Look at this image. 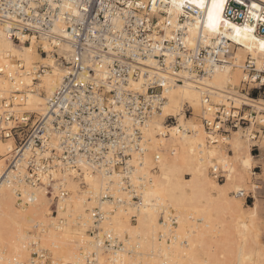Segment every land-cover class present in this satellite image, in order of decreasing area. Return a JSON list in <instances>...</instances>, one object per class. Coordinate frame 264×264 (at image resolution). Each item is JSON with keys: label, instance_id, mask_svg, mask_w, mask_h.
Instances as JSON below:
<instances>
[{"label": "snow or ice", "instance_id": "snow-or-ice-1", "mask_svg": "<svg viewBox=\"0 0 264 264\" xmlns=\"http://www.w3.org/2000/svg\"><path fill=\"white\" fill-rule=\"evenodd\" d=\"M171 4L172 9L169 11L179 12L185 6L192 8L195 27L197 29L203 27L206 33L209 31L218 33L221 28L231 30L234 35L230 38L253 53L251 66L259 69L258 74H244L246 66L240 64V58L237 56L234 69L238 75L225 79L220 84L222 89L231 85V91L226 99L220 101L221 104L227 103L228 107L223 110L227 115H221L220 109L213 111L212 108H208L207 112L211 115L207 120H205L203 111L199 114L193 112L189 118V108L185 103L189 97L184 89H180L179 94L173 89L170 94L165 84L163 97L159 95L149 97L148 101L151 105L149 116L141 121L135 118L134 113L131 121L135 127L140 128L144 139L138 138V145L132 146L133 154H136L137 146L140 148L139 153L136 154L140 159L135 164L136 171L132 170L133 159L127 161L126 175L131 180V187L123 195L109 192L108 181L112 178L109 173L114 171L116 160V154L113 152L108 153L105 161L106 164L112 166L111 168L100 169L98 165L90 163L87 158L74 161L71 156L61 157L56 161L62 170L59 175L56 167L51 163L39 166L38 174L33 173L38 183L24 192L25 203L35 204L36 207L30 215H25L15 222V231L11 234L10 240L6 241L11 244L14 254V259L9 261V264H135L128 258V243L133 234L140 235L139 229L142 227L149 229V234L154 236L157 243L163 241L166 250H176L178 256H189L191 253L190 259H177L170 261L169 264H213L202 251L207 248V237L198 233V227L203 219L195 214L199 211L198 209L188 207L187 199L182 203H177L174 199L170 202L166 191L136 190L137 186L145 182L152 187L154 177L148 171H143V168L148 167L147 140L156 131H159L161 136L167 131L175 134L181 125L194 126L198 132L203 130V139L197 140L196 144L207 147L210 143L211 148L208 151H202L198 163L202 174L206 172L212 181L211 186L228 190L233 174L237 167L242 165L241 171L245 176H251L255 180V183L251 184L249 196L257 198V207H259V201L264 200V98H261L258 104L249 98L252 94L250 89L257 82L260 90L264 92V79H261L264 77V35L257 36L255 34L257 25L251 23L253 20L257 21L260 31L264 33V3L261 0H239V4L247 10L242 25L232 23L222 15L225 10V0H210V4L206 3V0H180V2L171 0ZM153 6H155V0H153ZM63 7L72 9L73 5L65 3ZM11 28V24L6 25L8 30L5 32L6 37L10 34ZM191 30L190 27L189 31ZM223 34L225 33H221ZM29 39L35 45V37L20 35V45L8 42L6 49L0 48V89H8V103H11L10 97L13 89L31 93L33 73L39 70L40 64L47 65L49 62L44 60L42 55L34 51L32 47L24 46V42ZM249 41L252 42L251 45ZM257 48L262 57L259 60L255 55ZM45 50H47V45H45ZM216 71L219 73L220 69ZM228 71L231 73L233 68H229ZM39 86L43 87L42 84ZM130 87L143 91V83L131 84ZM3 97L4 92L0 91V99ZM19 102L20 97L18 96L17 103ZM27 102L32 103L31 94L27 95ZM200 103L207 106L208 101L202 100ZM192 108H195V102L192 103ZM168 121L175 123L176 127L165 128ZM228 121H231V126L227 127L225 133ZM236 121L247 123L248 127L241 128ZM127 126L128 116L125 113V127ZM75 130L73 128V131ZM129 135H134V133L130 132ZM45 155L50 156L47 151ZM64 160L68 162L66 172L63 171ZM37 163L39 165V161ZM74 164L83 169V172H78ZM221 166H223V176L220 175ZM253 167H255V172L252 171ZM92 169L102 171L103 178L100 175H92ZM124 175V169L121 168V176L117 179H122ZM78 176H82L80 181L72 179ZM141 176L146 177L147 180L141 179ZM70 182L78 198H67ZM119 187L123 189L125 185L121 183ZM81 192L82 196H80ZM236 193L240 198L245 195L242 188H237ZM113 195L118 198L109 204V198ZM133 196H142L143 202L133 205L131 203ZM213 198H215V192ZM17 199L20 197L18 196ZM125 199L129 201L126 211ZM251 202L249 200V204ZM66 205L67 212L65 211ZM85 205H90L92 210L89 211L84 207ZM19 207L22 212H27L23 205ZM97 207L101 208L102 215L99 219L103 221L102 223H97L98 214L95 211ZM117 208L120 209L119 213L113 215ZM134 208L135 211H133ZM239 208L243 210V203ZM249 212L255 220L256 210L250 208ZM61 220L65 221L63 226L59 223ZM73 220H75L74 230L71 227ZM161 233H163L162 236ZM194 237H198L200 242H194ZM169 240L171 244L168 243ZM262 240H264V234L255 237V242L261 248L260 264H264ZM118 242H122L125 247L119 248ZM246 246L247 237L243 241V247ZM69 250H71V259L68 258ZM105 252L111 255V260L102 258ZM0 264H4V261L0 260ZM233 264H254V262L242 250Z\"/></svg>", "mask_w": 264, "mask_h": 264}, {"label": "built area", "instance_id": "built-area-1", "mask_svg": "<svg viewBox=\"0 0 264 264\" xmlns=\"http://www.w3.org/2000/svg\"><path fill=\"white\" fill-rule=\"evenodd\" d=\"M65 3H71L73 8L63 7ZM246 13L239 0H225L222 15L230 22L242 25ZM193 16L192 8L185 6L172 21L169 3L164 0H155V6L153 0H0V25L5 32L8 31L6 25H12L8 37L17 44H20V35L35 37L40 42L37 50L41 55L51 53L67 67L42 115L14 109L17 97L22 104L27 91L13 89L11 103H8L9 95L4 94L0 99V142L11 139L13 145L8 153L0 152V159L9 156L0 171V184L24 181L35 185L38 182L33 173L38 174L39 166L50 163L59 175L62 170L56 161L67 156L74 161L87 158L100 169L111 168L105 161L108 153L113 152L116 154L114 171L121 173V168L124 169L122 183L128 192L131 180L126 175L127 161L140 151L137 146L136 154L132 153V146L138 145V138L144 139L140 128L131 123L133 115L135 113V118L143 121L151 111L148 98L163 97L165 89L164 82L153 73L156 68L144 62L153 58L161 69L172 71L176 78L185 74L194 79L210 76L216 69L232 62L236 42L224 34L210 38L201 29L192 37L189 28L194 23ZM251 23L257 25L256 35H264L257 21ZM168 30L170 35H167ZM31 41L29 39L24 44ZM44 42L54 49L45 50ZM65 43L71 48L67 55L59 52ZM251 65L252 56L248 55L243 62L246 66L244 74L257 75L259 69ZM49 69V65L40 64L39 70L33 73L34 82H38ZM140 77L146 79L143 83L147 87L146 93L126 88L130 79ZM253 88L260 89L258 82ZM202 100L208 101L207 106L202 105L205 120L211 115L208 108L220 109L221 115H227L223 111L228 107L227 103L212 100L206 92ZM188 108L192 114V109ZM236 122L241 128L248 127L247 123ZM172 124L175 123L168 121L166 128H171ZM230 126L231 121H228L225 133ZM130 132L134 135H129ZM170 134L171 131H167L163 137ZM157 136H161L159 132ZM149 142L150 139L147 148ZM46 151L50 156L45 155ZM159 156L154 155L155 162L159 160L155 157ZM63 163L66 172L68 162L64 160ZM135 169L133 163L132 170ZM10 171L16 172L11 178ZM77 171L82 173L83 169L77 167ZM91 171L102 173L96 169ZM220 175L223 176L222 166ZM143 188L144 184H140L136 190L143 191ZM17 193L20 192L17 190ZM116 199L114 195L109 198L110 201ZM142 201V196L132 197L134 204ZM95 211L97 223H100L101 208L97 207ZM118 247L124 248L125 245L118 242Z\"/></svg>", "mask_w": 264, "mask_h": 264}, {"label": "bare ground", "instance_id": "bare-ground-1", "mask_svg": "<svg viewBox=\"0 0 264 264\" xmlns=\"http://www.w3.org/2000/svg\"><path fill=\"white\" fill-rule=\"evenodd\" d=\"M169 3V10L172 9L171 0H164ZM180 2V0H178ZM206 3L210 4V0H206ZM183 10V9H182ZM181 10V11H182ZM175 10H171L172 17L170 18L174 21L179 13ZM234 23V22H232ZM237 24V23H236ZM59 25V24H58ZM239 25V24H238ZM191 36L194 37L198 31L195 27V23L191 26ZM204 34H208L210 38L217 37L221 33H225L224 35L228 38L234 33L231 30H226L221 28L218 33L212 32H205L204 28H200ZM167 35H170L169 30L167 31ZM258 36V35H257ZM231 39V38H230ZM193 40V39H192ZM233 40V39H231ZM236 42V49L232 54V62L229 64H225L223 67L218 68L220 72L217 73L215 71L210 76L205 78H192L187 75H181V78H176L172 71L161 69L156 61L152 58L144 63L149 65L150 67H155L153 69V73H155L164 85L167 84L170 94L172 90L175 89L176 93L179 94L180 89H184L185 93L188 95L189 100H186L185 103L189 104L192 108V103L195 102V108L193 112L199 114L202 111V97L204 92L209 93L212 100L214 101H221L226 99L227 94L231 91V85H227L224 89L220 87L222 81L228 78H234L238 75V73L234 69V65L236 63V58L239 56L240 64L243 65L244 60L247 58L248 55L253 57V53L248 51L243 47L242 44ZM8 42H11L13 45H20L15 43L12 39H10L7 35L5 36V30L0 25V48L6 49ZM40 42L36 40L35 45H33L32 41L30 44H24L25 47H32L34 51L37 50V46ZM193 44V42L191 41ZM251 45V41L248 42ZM47 45V51H51L54 48L50 46L47 42L43 43V47L45 48ZM71 50L70 46L65 43L60 46L59 52H64V55H67V52ZM257 59H262L259 50L257 48L255 53ZM44 60L49 61L47 65L50 66V69L46 72V74L40 76V80L38 82L33 81L32 92L28 93L32 95V103L29 104L27 102V97L22 104L16 103L14 109L17 111H31L38 114H44L47 108V100L49 96L55 91V89L60 84L63 75L67 72L66 64L63 62H58L53 54L48 53L47 56H43ZM233 68V71L229 73L228 69ZM43 77V78H42ZM146 79L144 77L140 78H132L130 79L128 85H126L127 89L132 90L133 92H140L146 93L147 87L143 84V91H140L138 88L130 87L131 84L140 85L141 83H145ZM43 85L40 87L39 85ZM165 90V89H164ZM3 91L4 94L8 95V89H0ZM27 94V95H28ZM255 103H259L261 98H251ZM258 111V109H257ZM191 118V117H189ZM172 127H176V124H172ZM171 127V128H172ZM188 127L181 125L179 130L173 134L171 132L170 136L163 137L157 136L159 131H156L154 135L150 136V142L148 144V151H147V168H143V171H148L152 177H154L152 181V187L149 186L147 182L142 183L144 184L143 191H152V190H159V191H166L171 199H174L177 203H182L185 199L188 200V207L198 209L199 211L195 214L201 216L203 219L198 227V233L206 235V237H210L212 235L221 232H227L225 228L224 221H222L221 217L217 216V200L213 198L212 191H215L219 194V198L222 201H225L226 193L225 190L222 188H213L212 181L208 178L207 173L204 172L202 174L200 170V165L198 163V158L202 154V151H208L211 148V144L209 143L207 147L204 145H197L196 141L203 139V130L196 131L194 126ZM166 128V125H165ZM183 128L184 131H180ZM191 128V129H190ZM236 131V130H233ZM12 140L8 139L6 141L0 142V152L2 154L8 153L10 149L13 147ZM159 154L160 158L157 162L154 161V155ZM9 156L3 157L0 159V171L3 169L5 160ZM138 161V156L134 155L133 163L136 164ZM157 167L155 171L153 169ZM223 167V166H222ZM136 171V169L134 170ZM184 171H188L191 178H184L182 173ZM15 171H10V178L15 175ZM92 175H100L103 178V173L100 172H93L91 171ZM112 178L109 179V192L110 193H117L118 195H123L126 193L125 189H121L119 185L123 182V178L118 180L117 177L121 176V173L118 171H114L109 174ZM75 181H80L81 177L72 178ZM141 179L147 180L146 177L141 176ZM232 182L238 184L240 188L244 189L247 186L248 181L241 178L239 179L237 176L233 175ZM31 184L26 183L24 181H17L16 184L11 181V183H1L0 184V260L4 261V264H9V261L14 259L13 249L10 243H6V241L10 240L11 234L15 231V222L22 218L25 215H30L32 210L36 207L35 204H26L24 192L25 190H30ZM69 191L70 194L67 197L68 199L78 198L75 192V189L72 187L70 182L69 184ZM17 190L20 193H17ZM103 191V188H101ZM35 195V193H33ZM83 193H80L82 196ZM20 199H17V197ZM116 198L118 196L114 195ZM221 201V202H222ZM229 201V200H228ZM232 201V200H231ZM230 201L231 205H238L240 202L238 200ZM112 201L109 200V204ZM143 202V201H142ZM141 202V203H142ZM131 203L134 204L132 201ZM140 203V204H141ZM242 203V202H241ZM129 201L127 199L124 200V208L125 211L127 210V206ZM19 205H23L27 212H22ZM17 207V208H14ZM217 206V207H216ZM240 206V205H238ZM237 206V207H238ZM85 208H88L91 211L90 205H85ZM236 207V208H237ZM251 209H255L256 207H250ZM14 209V211H13ZM238 209V208H237ZM65 211L67 212V205L65 206ZM120 209L117 208L116 212L113 215L119 213ZM135 211V208L133 209ZM239 214L237 215L236 224L234 225V236L233 239L239 241V254L243 250L244 254L248 255L251 258V261L254 264H260L262 260L261 256V248L255 242V237L257 236L258 231H254L252 233L253 226L255 225L252 220H247L245 217L242 216V210L240 208L237 210ZM244 212V211H243ZM236 218V216H235ZM6 221V222H5ZM103 221H100L102 223ZM162 223V221H160ZM6 223V225H4ZM8 223V224H7ZM60 225L63 226L65 224L64 220H61ZM71 223H75V220L71 221ZM91 223V221H89ZM254 224V225H253ZM3 225L6 227H3ZM72 225V224H71ZM27 228V226H25ZM224 227V229H222ZM259 226H257L258 228ZM8 228V229H7ZM133 229H135V225H133ZM217 229V232H216ZM256 229V228H255ZM254 229V230H255ZM256 230H259L256 229ZM140 235L133 234L132 237L129 238L128 249L131 250L128 252V258L131 261H134L135 264H169L170 261H174L177 259H184L188 260L191 257V253L189 256H178L176 254V250L165 249L163 241L157 243L154 236L149 234V229L146 227H142L139 229ZM229 233V231H228ZM227 233V234H228ZM256 233V234H255ZM260 234V233H259ZM163 233H161V236ZM228 236H231L228 234ZM226 237L220 240V244L222 246L223 251H227L228 247L227 244L232 241L229 237ZM247 237V246L243 247L244 238ZM194 242L199 243L198 237L193 238ZM253 241L250 242V241ZM171 244V240L168 241ZM207 243V240H206ZM213 248L211 245L207 244V247ZM208 247V248H209ZM138 248V250H137ZM208 248H206L208 250ZM209 248V250H210ZM205 249V250H206ZM203 251V250H202ZM209 252V251H207ZM167 253V254H166ZM208 255V253H206ZM205 254V255H206ZM110 254L105 252L102 256L103 259L111 260V257H108ZM254 255V258H252ZM111 256V255H110ZM213 256V255H212ZM210 254L207 257L210 259ZM69 259H71V250H69ZM239 258V257H238ZM213 264H216L213 261L212 257L210 259Z\"/></svg>", "mask_w": 264, "mask_h": 264}, {"label": "rangeland", "instance_id": "rangeland-1", "mask_svg": "<svg viewBox=\"0 0 264 264\" xmlns=\"http://www.w3.org/2000/svg\"><path fill=\"white\" fill-rule=\"evenodd\" d=\"M254 90H258V95L255 96L253 94ZM250 93H252V94H250L251 98H264V92H262L258 88L250 89ZM187 105H188V107H190L189 104H187ZM190 109H192V108L190 107ZM192 113H193V109H192ZM188 115H189V117H191L192 114L188 113ZM191 128H193V127H191ZM241 168H242V165L237 167V170L233 175L237 176L239 179L243 178V179L248 181L246 188L243 189L245 194L248 196H243L242 198L238 197L237 193H236V189L240 188V186L234 182H231L228 190H225V193H226L225 201H222L221 198L218 199L219 194L215 191H212V196H213V193L215 192V199L217 200V204H218V207L216 206L217 207V213H218L217 216L221 217L222 221H224L225 228L227 229L226 230L227 232H225V233L219 232V233L215 234L216 237H214V235L207 237V244L211 245V246L213 245L212 246L213 248H210L208 246L210 248V250L207 247L208 250L207 249L203 250V253L204 254L208 253V255L206 254L207 257L210 254V256L212 257L213 261L216 262V264H233V261L237 260L239 257V241L236 239H233V236H234V232H235L234 231L235 230L234 225L236 224V219H238L237 215L239 214V211H237L239 209L238 205H240L241 202L244 205V208L241 211L243 218L245 217V219H247V220L250 219L255 224V225L253 224L254 228L252 230V233L254 234V231L255 232L258 231V232H256V233H258L257 235L264 234V200L259 201V207H257V198L251 197L248 194L250 187H251V184L255 183V180L251 176H245V174L241 171ZM153 171H155V170H153ZM252 171L255 172V167H253ZM182 175L184 176V178H191L188 171H184L182 173ZM256 175L258 176L259 173L257 172ZM234 199H235V201L238 200L240 203L238 205L236 204L235 206L231 205L230 201L232 200L231 202L233 204ZM249 200L252 201L251 204H249ZM250 207H256V218H255V220H253V218L249 212ZM14 208H17V207L14 206ZM13 211H14V209H13ZM235 216H236V218H235ZM71 224H72L71 227L74 230L75 229V223H71ZM4 225H6V223H4ZM4 225H3V227H5ZM257 226H259L258 227L259 230H256V229H258ZM6 227H8V225ZM222 229H224V227ZM228 231H229V233H228ZM216 232H217V229H216ZM227 233L231 236H228ZM227 236L230 239H232V241H230L227 244V247H228L227 251H223L222 246L220 244V240L226 238ZM250 242L253 243L252 240ZM261 243H264V240H262ZM207 251H209V252H207ZM108 257H111V256L109 255ZM211 257H210V259H211ZM252 258H254V255H252ZM108 260H110V259H108Z\"/></svg>", "mask_w": 264, "mask_h": 264}, {"label": "trees", "instance_id": "trees-1", "mask_svg": "<svg viewBox=\"0 0 264 264\" xmlns=\"http://www.w3.org/2000/svg\"><path fill=\"white\" fill-rule=\"evenodd\" d=\"M253 94L256 96V95H258V90H254L253 91Z\"/></svg>", "mask_w": 264, "mask_h": 264}]
</instances>
